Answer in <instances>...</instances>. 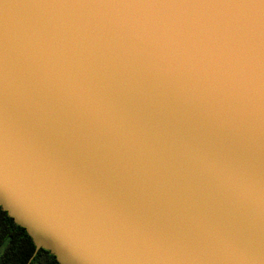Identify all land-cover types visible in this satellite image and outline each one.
<instances>
[{"label": "water", "instance_id": "water-1", "mask_svg": "<svg viewBox=\"0 0 264 264\" xmlns=\"http://www.w3.org/2000/svg\"><path fill=\"white\" fill-rule=\"evenodd\" d=\"M0 207L28 264H264V0H0Z\"/></svg>", "mask_w": 264, "mask_h": 264}, {"label": "trees", "instance_id": "trees-1", "mask_svg": "<svg viewBox=\"0 0 264 264\" xmlns=\"http://www.w3.org/2000/svg\"><path fill=\"white\" fill-rule=\"evenodd\" d=\"M35 245L26 230L14 223L0 207V264H28ZM30 264H59L54 255L41 249Z\"/></svg>", "mask_w": 264, "mask_h": 264}]
</instances>
